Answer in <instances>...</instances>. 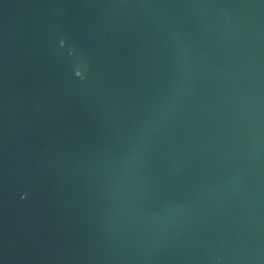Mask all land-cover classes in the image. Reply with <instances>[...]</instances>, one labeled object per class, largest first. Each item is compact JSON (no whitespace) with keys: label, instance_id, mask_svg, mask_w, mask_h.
<instances>
[{"label":"water","instance_id":"obj_1","mask_svg":"<svg viewBox=\"0 0 264 264\" xmlns=\"http://www.w3.org/2000/svg\"><path fill=\"white\" fill-rule=\"evenodd\" d=\"M0 264H264V0H0Z\"/></svg>","mask_w":264,"mask_h":264}]
</instances>
